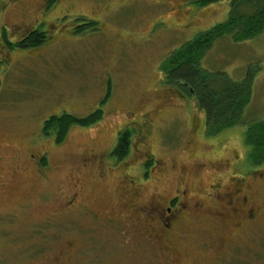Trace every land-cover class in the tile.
<instances>
[{"label":"rangeland","instance_id":"374dc122","mask_svg":"<svg viewBox=\"0 0 264 264\" xmlns=\"http://www.w3.org/2000/svg\"><path fill=\"white\" fill-rule=\"evenodd\" d=\"M231 2L207 5L190 29L168 25L174 18L185 24L181 0L3 2L1 37L5 32L15 44L28 29L46 32L47 40L32 48L1 41L0 264H156L157 245L139 235L145 219L133 208L156 193L172 194L180 181L195 192L247 170L256 172L251 186L260 223L216 259L200 242L216 240L220 233L208 219L188 222L187 238L175 240L183 261L174 264H264V159L251 162L244 141L248 126L264 123V31L240 43L224 36L201 58L208 82L251 84L241 121L214 136L205 133V116L194 100L178 98L177 86L161 81L169 53L224 22ZM187 6L192 15L199 10L193 3ZM97 110L101 119L72 125L60 143L42 133L51 116L86 118ZM145 115L153 119L149 144L122 164L112 154L118 130L137 127ZM86 152L95 156L83 168ZM42 153L47 159L43 173L29 160ZM150 154L169 164L162 180L141 181L135 171ZM238 158L240 169L231 173L223 160ZM127 166L133 167L129 174ZM127 175L136 179L140 201L124 193ZM77 181L82 190L76 193L77 205L69 206Z\"/></svg>","mask_w":264,"mask_h":264},{"label":"flooded vegetation","instance_id":"af4514ba","mask_svg":"<svg viewBox=\"0 0 264 264\" xmlns=\"http://www.w3.org/2000/svg\"><path fill=\"white\" fill-rule=\"evenodd\" d=\"M197 1L199 0H181L178 9H180V11L185 16L186 22L184 25L176 22L177 19L175 18L174 21L169 22V24L167 21H163L167 23L169 27L170 25L178 28L185 26L188 29L190 26L189 24L194 19L195 15L198 14V12H200L202 9H206L205 7L209 5H199L196 3ZM3 2L0 4V10ZM190 3H193L195 5L194 7L199 9L194 15H192L194 10L187 6V4ZM184 30L185 29L183 28L182 31ZM35 31L23 29V37L15 44L9 42L6 39L5 32H3V37L0 36V48L2 49V43L3 45L5 43L6 45L17 47L19 42L28 38V36ZM1 41L3 42L1 43ZM164 77L165 75L163 73L161 80L163 83ZM176 92L178 93V96L176 95L178 98L182 97L185 99L186 96L182 95L180 90ZM193 102L196 105V110L199 109L195 101ZM152 127L153 119L145 115L144 119L137 125V127L134 126V128H130V126L127 125L118 130L119 132L117 135L116 144L112 153L115 158H117L118 161H122V164H126L124 162L125 159L133 158L135 154V158L139 157L137 154H140L139 152H142L146 145L149 144ZM194 132L196 131L191 129L189 131V133ZM122 134H128V138H126L127 146L126 148L121 149L124 153L119 157L114 153V150L119 145ZM187 145L189 147L191 142L188 141ZM94 156V154H89L88 152L83 154V158L80 160L81 166L85 168L87 162H89ZM29 160L34 162V166L37 171L42 173L45 171L47 163L45 153H42L37 157L31 154L29 155ZM223 161L226 162V165H229L230 163V166L232 167L230 170L231 173H234V171L240 169L241 158H238L234 161H231L230 159H225ZM170 164L173 165V162H170ZM168 165L169 164L165 161L156 159L152 154H150L148 157L142 158L138 163L137 168L134 169L137 171V173H139V178L141 181L147 180L151 178V176L156 180H162L166 175L165 172ZM132 168L133 167L131 166H127L126 169H124L125 171L127 170L125 174H129L127 172ZM184 172V167L177 169L178 179L181 180V176L184 174ZM255 173L256 172L248 170L242 173H234L238 175L230 177L225 183L222 180H217L216 184L209 185L195 192L189 190V188L182 181H180L179 187L176 188L172 194L165 196L163 194L156 193L155 199L150 198L143 200L145 203H141L140 206H135L133 211L139 213V215L145 219V223H143V225L139 226L137 229L139 235L141 237H145L146 239L153 238L154 243L157 245L156 254L154 253L156 264H170L171 261V264H174L177 261H183L182 254H177V245L175 240L178 238H187L188 231L190 230L188 222H197L208 219L210 223L213 224L214 230L220 233L216 240H213L210 237L207 242H200L201 246H207L211 248V252L215 254L216 259L228 251L230 245L233 247L236 241L244 234V232L256 227L260 223L259 218L261 210L257 205L255 192L251 186V183L256 178ZM130 176L131 175H127V177L124 178L125 182L128 183L127 186L125 185L127 188H125L124 193L127 192L126 196H129L130 199L134 200L138 198L137 200L140 201L142 196L141 189L136 188L137 181L135 178L132 179L133 177ZM260 176H262V173H260ZM99 177L103 176L100 175ZM126 178L131 179L126 181ZM120 184L123 185L124 182L121 181ZM75 188L77 190L73 191L67 198V204H69V206H72L74 203L77 205L76 203L78 200L76 199V193L79 189L82 190L80 181H77ZM193 230L197 231L200 236L203 235V232H201L199 229L193 228ZM175 255L176 258L171 260V257L173 258Z\"/></svg>","mask_w":264,"mask_h":264},{"label":"trees","instance_id":"16d2710c","mask_svg":"<svg viewBox=\"0 0 264 264\" xmlns=\"http://www.w3.org/2000/svg\"><path fill=\"white\" fill-rule=\"evenodd\" d=\"M3 1L0 0V4ZM216 1L219 0H199L196 3L206 5ZM263 31L264 0H232L224 22L172 50L163 61L161 71L165 75L164 83L172 87L177 86L182 95L194 99L199 110L204 113L207 135L214 136L220 129L241 121V113L250 97L247 91L250 92L251 84L248 80L230 86L217 81L208 82L200 68L202 56L215 41L224 36L229 35L231 41L240 43L254 38ZM46 40V33L35 31L19 42L17 47L32 48ZM101 118L100 110L86 118H76L67 114L51 116L44 122L42 133L46 136L55 135L56 142L60 143L72 125L90 126ZM248 127L244 135L245 144L250 148L248 157L251 162H257L264 159V123L251 124ZM126 138L128 134H122L119 145L114 150L119 157L124 153L121 149L127 146Z\"/></svg>","mask_w":264,"mask_h":264}]
</instances>
